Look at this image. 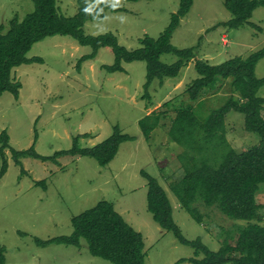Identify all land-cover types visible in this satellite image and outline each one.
<instances>
[{
	"label": "rangeland",
	"instance_id": "obj_1",
	"mask_svg": "<svg viewBox=\"0 0 264 264\" xmlns=\"http://www.w3.org/2000/svg\"><path fill=\"white\" fill-rule=\"evenodd\" d=\"M104 1L123 10L109 11L100 21H86L83 30L89 35L111 32L118 44L127 49L139 47L138 40L143 36L156 38L180 5V0L93 3L99 6ZM225 1L193 0L170 43L180 49L192 47L194 59L209 64L245 57L262 48L264 7H257L241 27L227 28L224 23L231 13ZM34 8L32 0H0L2 31L11 18L22 19ZM57 9L64 16H73L77 0H57ZM90 52V46L80 45L71 36L45 37L26 53V57H39L41 61L21 64L12 71L21 83L18 97L8 91L0 96V133L5 131L9 138L4 149L6 172L0 178V246L4 248L5 264H112L91 255L84 239H80L79 247L55 241L40 245L36 241L70 235L72 217L102 200L113 203L123 218L141 232L145 264H192L186 259L194 257V249L180 243L172 231L162 229L148 212L147 181L142 171L155 177L166 191L173 220L182 234L190 240L199 237L210 250H217L218 239L226 232L235 233L247 221L229 218L215 206L207 207L197 201L194 205L203 215L202 223H197L170 190V183L183 175L178 155L184 147L168 134L175 110H168V118L152 131L148 140L141 134L138 121L153 111L166 110L164 103L168 100H174L176 105L187 100L185 87L198 76L194 59L177 76L165 77L161 84L154 79L148 87L149 96L143 98L145 61L122 62L123 71L110 73L104 66L114 62L111 49L102 47L93 59L83 60ZM177 59L174 53L160 55V61L166 64ZM255 76L264 77V57L255 66ZM227 81L214 90L206 89L199 101L191 102L200 116H207L225 102L231 91ZM257 95L264 97V85ZM224 125L226 139L236 151L258 143L257 135L244 129L243 114L229 111ZM114 126L134 139L122 142L105 166L79 154L59 156L55 162L13 155V150L32 146L40 155H53L69 149L74 137L84 133L89 136H79L78 145L93 146L107 138ZM256 196L258 202L264 201V182L259 184ZM262 212L260 223L264 225V205Z\"/></svg>",
	"mask_w": 264,
	"mask_h": 264
},
{
	"label": "trees",
	"instance_id": "obj_2",
	"mask_svg": "<svg viewBox=\"0 0 264 264\" xmlns=\"http://www.w3.org/2000/svg\"><path fill=\"white\" fill-rule=\"evenodd\" d=\"M34 10L22 19L11 18L5 31L0 27V96L10 92L15 98L21 83L12 76L16 66L41 61L39 57L28 58L26 53L32 45L45 37L68 35L80 45L91 47V52L82 57L93 59L102 47L109 48L114 54V62L104 66L108 72L123 71L122 62L145 61L146 74L143 84V98L148 97V87L154 79L161 84L165 77H175L183 66L194 59L192 47L176 48L171 43L172 33L179 20L189 10L193 0H180V5L172 13L169 24L156 37L139 38V47L127 49L118 44L117 37L111 32L89 35L83 30L89 20H103L107 12L123 10L119 5L108 1L99 6L93 0H77V12L64 16L58 12L57 0H32ZM136 1V0H127ZM226 9L231 18L224 25L239 28L252 16L264 0H226ZM163 53H174L178 59L171 64L160 61ZM264 57V46L249 55L234 56L219 64H209L203 59H194L197 77L185 87L187 100H168L167 109L151 112L138 121L143 137L148 140L152 131L168 118V110H175L170 117V138L184 147L178 155L183 165V175L170 183V190L180 206L197 223H202L203 215L194 204L200 201L207 207L215 206L225 216L247 221L235 233L226 232L219 240L217 250H210L201 239H187L172 217V206L166 191L158 180L142 171L147 181V210L153 220L165 230L173 232L177 240L194 249V257L187 258L192 264H264V225L263 205L256 194L259 184L264 182V97L257 95L264 85V77L255 76V66ZM229 79V81H227ZM227 81L230 94L225 102L207 116H200L191 102L199 101L206 89L214 90L219 83ZM210 90V91H211ZM197 105L201 107V103ZM199 109V108H198ZM229 111L243 114L244 129L255 133L258 143L236 151L225 136L224 119ZM263 114V115H262ZM163 122V123H162ZM88 137V133L79 135ZM75 136L69 149L58 150L53 155L38 154L33 146L26 150H13L15 158L32 156L42 161L55 162L63 155H85L96 160L100 166L108 164L116 155L122 142L134 137L123 133L118 126L101 142L88 147L78 145ZM8 135L0 133V178L6 172L4 149L8 146ZM18 162V160H17ZM72 233L53 240H36L40 245L52 241L80 246V239L87 243L91 255L110 261L112 264H145L146 251L140 231L134 229L114 208L113 203L102 200L95 206L73 216ZM202 254L201 258L197 256ZM185 260V259H181ZM0 264H5L4 248L0 246Z\"/></svg>",
	"mask_w": 264,
	"mask_h": 264
},
{
	"label": "crops",
	"instance_id": "obj_3",
	"mask_svg": "<svg viewBox=\"0 0 264 264\" xmlns=\"http://www.w3.org/2000/svg\"><path fill=\"white\" fill-rule=\"evenodd\" d=\"M259 194H260V193H259ZM256 198H257V196H256ZM257 200H258V199H257ZM259 202H260L261 204H263L262 202H264V201H263V199H262V200H259ZM263 205H264V204H263Z\"/></svg>",
	"mask_w": 264,
	"mask_h": 264
}]
</instances>
